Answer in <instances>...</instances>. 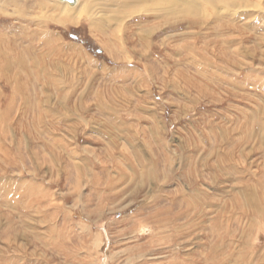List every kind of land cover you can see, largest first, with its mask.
Masks as SVG:
<instances>
[{
  "label": "rangeland",
  "instance_id": "rangeland-1",
  "mask_svg": "<svg viewBox=\"0 0 264 264\" xmlns=\"http://www.w3.org/2000/svg\"><path fill=\"white\" fill-rule=\"evenodd\" d=\"M224 1L0 0V264H264V0Z\"/></svg>",
  "mask_w": 264,
  "mask_h": 264
},
{
  "label": "bare ground",
  "instance_id": "bare-ground-1",
  "mask_svg": "<svg viewBox=\"0 0 264 264\" xmlns=\"http://www.w3.org/2000/svg\"><path fill=\"white\" fill-rule=\"evenodd\" d=\"M61 1V3H65V4H68L70 7H75L77 4H78V0H60ZM116 1V5H124L125 7H126V3H128V1L129 0H115ZM131 1V0H130ZM134 1V3L136 2V4L137 3H141L142 5H144V4H148V3H150V6L154 9V10H156L155 8H157V7H160V6H162V5H167V4H169L170 5V8H171V11H172V9L173 10H181L182 11V13H184L185 14V17L187 18V19H189V17H193V16H195V15H193V14H191V12L193 13V12H195V13H199V10H198V8L200 7V6H202V3H206V2H208V1H211V0H133ZM245 1L246 0H225L224 2H223V6H224V8L225 9H229V10H227L223 15H228V14H231L232 16L233 15H235V13H233L232 14V12L230 11L231 10V8H236V7H238L237 5L239 4L240 5V7L242 8L243 6H242V4H244L245 3ZM110 2H113V4H114V0L112 1V0H110ZM141 5V6H142ZM240 7H238V8H240ZM142 8V7H141ZM208 8V7H207ZM220 8V9H219ZM219 8H217V10H216V13H210V14H208V13H205L203 10H202V14H203V18H207V16H213L214 14H215V17H216V19L218 20V19H221V17L219 18L218 16H217V13L222 9V7H219ZM238 8H236V9H238ZM241 11V10H240ZM81 12V11H80ZM80 12L78 11L77 13H75V12H73V11H71V10H66L65 11V13L64 14H66L65 15V22H68V23H71L72 22V20H73V22L75 23L77 20H76V18H78L79 16V14H80ZM82 12L85 14L86 12L85 11H83L82 10ZM202 14H200V15H202ZM230 15V16H231ZM238 16V15H237ZM69 17V21H67L66 19ZM225 18V17H224ZM57 19H59V18H57ZM72 19V20H71ZM204 21V20H203ZM103 29L104 28H100V31H103ZM1 35H3V34H1ZM39 35V34H38ZM24 37H25V35H24ZM33 37V36H32ZM36 37H38V36H36ZM4 42L3 40H2V38L0 37V42ZM10 42V44H11V41H9ZM15 46V45H14ZM16 48H17V51L19 52V54L17 53V51L15 50L14 52H16V53H14V57H12L13 59H15V60H13V61H10V58L8 57V56H6V57H4L3 58V60H4V64H5V71H2L3 72V74H2V76H3V78L4 79H6L8 82H11V83H16L17 84V86L18 85H20L21 83H24V79H23V77L22 76H29L30 77V79H34L33 77H31L30 75H29V73H32V72H30V68H29V64H28V62H27V60H28V58H26L27 57V55H25V53L27 52L28 53V55H29V49L27 50V49H23V50H21L20 49V47L18 46V44H17V46H16ZM31 53H32V51L30 52V55H31ZM2 54V53H1ZM9 54H12L13 55V52H11V53H9ZM244 54V53H243ZM11 57V56H10ZM241 57V56H240ZM2 60V61H3ZM0 64H1V61H0ZM13 64V65H12ZM33 64V63H32ZM15 65V66H14ZM35 65H32V67H34ZM238 66V65H237ZM16 67V68H15ZM2 68V67H1ZM4 70V69H3ZM12 70H14L13 71V73H12ZM16 71H18L17 73H16ZM12 73V75H11V77H8L10 74ZM42 78V77H41ZM27 79V78H26ZM39 80H41L40 78H39ZM16 88V87H15ZM34 123L35 122H33V125H34ZM7 133V132H6Z\"/></svg>",
  "mask_w": 264,
  "mask_h": 264
}]
</instances>
